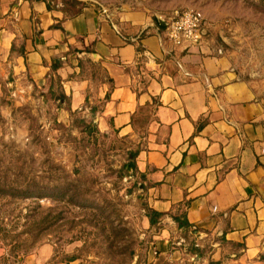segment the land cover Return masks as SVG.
<instances>
[{"label": "crops", "instance_id": "crops-1", "mask_svg": "<svg viewBox=\"0 0 264 264\" xmlns=\"http://www.w3.org/2000/svg\"><path fill=\"white\" fill-rule=\"evenodd\" d=\"M97 1L0 0V98L9 86L65 95L70 111L103 101L99 128L139 149L147 210L163 215L146 216L153 264L175 235L220 264H264V95L210 39L227 0L202 11L201 44L182 47L166 27L196 0Z\"/></svg>", "mask_w": 264, "mask_h": 264}, {"label": "rangeland", "instance_id": "rangeland-1", "mask_svg": "<svg viewBox=\"0 0 264 264\" xmlns=\"http://www.w3.org/2000/svg\"><path fill=\"white\" fill-rule=\"evenodd\" d=\"M221 1L196 0L191 8L214 17ZM224 5L225 17L210 18V39L232 59L240 78L264 95V0H227ZM4 88L0 185L26 188L34 186V176H42L52 195L65 174L82 180L72 190L77 204L53 197H0V264L37 259L46 245L53 252L45 264H153L157 230L147 223L139 175L125 169L134 147L99 128L103 101L93 96L81 110L70 111L58 93L34 88L16 94ZM12 164L16 168L5 181ZM175 237L163 264H209L204 249L193 255L190 240Z\"/></svg>", "mask_w": 264, "mask_h": 264}, {"label": "trees", "instance_id": "trees-1", "mask_svg": "<svg viewBox=\"0 0 264 264\" xmlns=\"http://www.w3.org/2000/svg\"><path fill=\"white\" fill-rule=\"evenodd\" d=\"M107 99V97H106ZM66 100L65 95H60L58 101H63ZM133 145V144H132ZM139 153V149L138 148H133L130 153H129V160L128 163L125 165V169L127 171H130L128 169V166H131V171H132V175L138 174V170L135 164V159L137 157ZM14 164H12L11 166H9L6 171L4 172V176L6 175V177H4L3 179L6 181L9 179V171L16 168V166L14 168L13 167ZM53 166V165H52ZM54 171L58 170L57 166L53 167ZM140 177V186L142 187V189L145 191L146 187L144 185V175H140L138 174ZM34 186H27L26 188H21L19 186H14L13 184H8L6 187H3L0 185V197H5L6 195H8L11 198H30V199H44V198H48V197H53V198H58L60 200H64V199H69L68 202L72 203V204H77L75 202H78L76 200V195L75 193L72 192V190L77 188V185H74L75 183H79L81 182V178H74L71 179L69 175L65 174V176L63 177V181L59 184V186L56 188V191L51 195L48 194L49 192H47V187L44 186L43 183H41V180L43 179L42 176H34ZM39 179V181H38ZM79 203V202H78ZM83 206V204H81ZM145 212H146V216L149 218L151 226H154L157 222L158 219H160L163 215L156 213V212H150L147 210V207H145ZM179 222V221H177ZM179 226L180 227H184L185 223L184 222H179ZM191 251L193 253V255H198L201 250L192 246L191 247ZM209 264H220V262H214L211 261L209 262Z\"/></svg>", "mask_w": 264, "mask_h": 264}, {"label": "built area", "instance_id": "built-area-1", "mask_svg": "<svg viewBox=\"0 0 264 264\" xmlns=\"http://www.w3.org/2000/svg\"><path fill=\"white\" fill-rule=\"evenodd\" d=\"M83 3H97V0H77ZM204 15L199 9L175 10L166 27V37L175 46L184 44L199 46L202 41Z\"/></svg>", "mask_w": 264, "mask_h": 264}, {"label": "water", "instance_id": "water-1", "mask_svg": "<svg viewBox=\"0 0 264 264\" xmlns=\"http://www.w3.org/2000/svg\"><path fill=\"white\" fill-rule=\"evenodd\" d=\"M165 26H166V24H164ZM128 169L131 171L132 169H131V166H128Z\"/></svg>", "mask_w": 264, "mask_h": 264}]
</instances>
